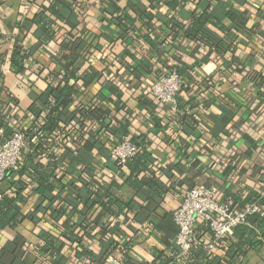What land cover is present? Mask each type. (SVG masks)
Returning <instances> with one entry per match:
<instances>
[{
	"label": "crops",
	"instance_id": "0c3cea01",
	"mask_svg": "<svg viewBox=\"0 0 264 264\" xmlns=\"http://www.w3.org/2000/svg\"><path fill=\"white\" fill-rule=\"evenodd\" d=\"M54 1L0 0V54L10 58L23 35L25 50L32 52L22 75L9 62L1 69V109L17 111L10 126L31 123L29 107L52 76H85L91 68L96 78L87 86L76 82L63 121L71 140L52 135L50 155L39 158L56 165L64 188L40 195L36 182H23V161L0 184V194L15 199L23 217L16 227L0 229V264H162L158 256L175 249L173 214L188 189L216 187L219 200L236 209L264 200V0H66L62 19L49 12ZM206 11L221 24L207 25L219 47L168 29L172 18L189 26ZM40 12L53 20L51 35L35 23ZM68 41L74 53L62 54ZM176 65L190 68L193 78L179 95V117L151 96L157 79ZM95 108L100 110L92 117ZM117 138L151 155L139 176L152 184L146 192L136 194L126 183L129 171L116 167L109 145ZM113 182L121 186L117 197L130 203L118 218L91 193ZM117 222L124 233L112 237L103 226ZM256 232L257 242L238 264H264V233ZM72 235L84 238L83 244L65 238ZM195 235L210 241L205 223L196 224ZM49 245L61 247L60 253L52 255ZM214 256L218 261L198 264H231L224 250ZM170 264L186 262L179 257Z\"/></svg>",
	"mask_w": 264,
	"mask_h": 264
},
{
	"label": "trees",
	"instance_id": "16d2710c",
	"mask_svg": "<svg viewBox=\"0 0 264 264\" xmlns=\"http://www.w3.org/2000/svg\"><path fill=\"white\" fill-rule=\"evenodd\" d=\"M65 1L66 0H55L53 6L49 9L50 14L58 19H62L59 14V11L68 8V6H65ZM150 1L153 2L155 0ZM170 5L172 8L175 7V5L173 4ZM145 14L147 15L148 13L146 12ZM148 16L149 18H151V15ZM52 22L53 20H51L49 16H47L46 13L43 12H40L35 17V23L42 24V26L46 30L45 32L47 35L52 34ZM168 24H170L168 29L173 34L179 35L188 40H201L210 49H214L220 46V42L214 39L211 32L207 29V25H213L217 28L221 27V24L216 21V19L212 16L211 11H206L199 17L194 16L189 26L183 25L178 20L173 18ZM160 35H162L166 39L170 37V35H167L166 32H164L162 29H160ZM26 38L27 36L23 35L22 37L16 39L12 48V54L10 58L7 59L4 55L0 54V74H2L1 69L6 62H9L10 68L16 74L22 75L25 72L27 68L26 64L32 61V52L25 50V43L27 42ZM4 40L5 36L0 30V45ZM164 41L166 42V40ZM66 44L67 45L61 50L62 54H67L68 51L74 53L75 48L72 47L71 41H68ZM164 45L165 43L160 46L159 43V45L157 46L160 50H163ZM71 66H73V63H71ZM174 68L177 70L179 76L182 78V85L179 90L177 102L179 111L175 114V116L179 117L181 114V98L179 97V95L183 91L185 84L193 81V78L189 72L190 68L187 67V69H183L179 65H176ZM168 72H170V69ZM95 78L96 72L91 68L88 71V74L85 76H82L77 73H70L64 75L59 74L57 75V77L52 76L50 78V82L46 91L42 93L39 98L29 107L27 118L31 119V123L26 127L18 124L13 129L10 126V122L14 119V117H16L17 111L15 110L13 115H11V113L7 114L8 111L6 113H3L0 103V135L3 136L5 134L7 140L12 137L13 134L17 131H22L25 133L27 150L24 151L20 160V164H23L22 161L25 163L24 167L20 169V172L24 180L23 182H36L38 184V192L40 193V195L52 192L55 189L64 188V185L58 177L56 165L53 162L44 164L42 161L39 160V158H41V156L45 154L48 156L50 155L51 146L54 143V141L51 139L52 135H55L57 138H59L60 135L62 137L67 134L68 138H70L69 136H71L73 132L71 131V129H68V127L67 129L66 127H63V121L65 119V112L69 106L71 97L76 92H78L79 87L76 82L82 80L87 86ZM254 78L255 80L257 79L253 76V79ZM16 104H18V101L14 100L13 104L11 105L12 110L13 107L16 106ZM163 107L169 110L167 107ZM99 110L100 109L95 108L93 111H91L92 117L93 115L96 116ZM181 117L183 119V116ZM100 121L102 124L104 123L103 119H101ZM68 138H65L64 140H58V143L65 144V140ZM123 139L124 138H117L111 140L109 150L112 151L114 146ZM132 143L138 147L139 153L134 158H132L131 161H129L126 165L119 166L117 164V161H115L114 163L118 169H127L129 171V177L126 180V183L130 188H132L136 192V194H139V192H146L145 189H148V187H152V184H150L151 182L147 185L145 182L139 179V176L148 170L147 164L152 160V158L151 155L145 149L143 150L138 144L134 142ZM120 187L121 186L118 183L113 182L110 186L106 187L101 185L92 187L93 190L91 191L92 196H96L98 199H100L101 204L107 211L110 212L111 209L115 210V212L111 211V213L116 218L120 216L121 212L126 209H129L130 206L129 202H125L119 197H117V191ZM252 203H257L260 206V213L248 216L246 223L235 227L231 231V233H233L232 236L231 233L228 235L227 240L221 249L225 251V254L230 259L231 264L242 263V260L247 254V248L253 246L255 242H257L258 234L256 230H261L264 233V213H261L262 207H264V200L262 202H258L256 200L252 201ZM246 205H242L244 206L243 208H245ZM154 209L156 208H152V211H154ZM22 220L23 217L15 205V199L2 195V198L0 200V229H3L7 226L16 227L18 224L21 223ZM108 226L109 224L107 223V225L105 227L103 226V228H105V231L112 237L117 234L124 233L118 222L117 224H114L113 227ZM85 236L86 238H88L87 233ZM62 237H64V235ZM65 238L71 243H76V245L79 246H81L84 242V238L78 237L76 235H72L69 237L65 236ZM232 239L235 240V242H232ZM130 244L125 246L126 249L130 248ZM49 248L53 249V247H51L50 245ZM60 248L61 247H59L56 251L53 249L55 252H53L52 255L55 256L59 254L61 251ZM174 248V251L169 256L159 255L157 258L158 261H161L162 264H170L171 262L176 260V258L179 257L183 259L186 264H198L203 259L218 261V258L214 256V252L216 251L209 252L201 248L192 250L191 252L182 255V252L177 246L176 241ZM52 264L57 263L54 262Z\"/></svg>",
	"mask_w": 264,
	"mask_h": 264
},
{
	"label": "built area",
	"instance_id": "2783aa9c",
	"mask_svg": "<svg viewBox=\"0 0 264 264\" xmlns=\"http://www.w3.org/2000/svg\"><path fill=\"white\" fill-rule=\"evenodd\" d=\"M181 85L182 78L172 67L170 72L157 79L151 88V96L175 115L179 111L177 102ZM26 150V135L22 131H17L9 139L0 141V184L7 179L10 171L20 167L22 154ZM138 153V147L125 138L111 151L113 159L119 166L126 165ZM1 198L0 194V200ZM260 211L257 203L236 209L232 204L221 202L216 187L201 185L190 188L185 192L181 206L173 214L178 229L176 244L182 255L201 248L209 252L221 250L231 231L238 225L246 223L248 216ZM199 222L205 223L209 228L211 236L207 243L196 238L195 226Z\"/></svg>",
	"mask_w": 264,
	"mask_h": 264
}]
</instances>
